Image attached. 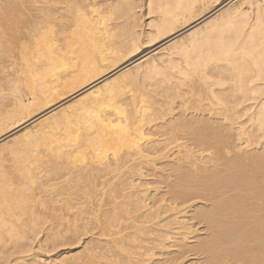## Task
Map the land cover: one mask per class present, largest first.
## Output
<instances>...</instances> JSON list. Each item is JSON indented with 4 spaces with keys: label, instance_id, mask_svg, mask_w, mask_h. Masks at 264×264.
Returning a JSON list of instances; mask_svg holds the SVG:
<instances>
[{
    "label": "bare ground",
    "instance_id": "1",
    "mask_svg": "<svg viewBox=\"0 0 264 264\" xmlns=\"http://www.w3.org/2000/svg\"><path fill=\"white\" fill-rule=\"evenodd\" d=\"M0 264H264V0H0Z\"/></svg>",
    "mask_w": 264,
    "mask_h": 264
},
{
    "label": "snow or ice",
    "instance_id": "2",
    "mask_svg": "<svg viewBox=\"0 0 264 264\" xmlns=\"http://www.w3.org/2000/svg\"><path fill=\"white\" fill-rule=\"evenodd\" d=\"M34 6L37 7V8L41 7V5H39V4H36ZM47 24L50 27V30H51L52 34L54 35L55 32L57 31L56 22L54 20H49V21H47Z\"/></svg>",
    "mask_w": 264,
    "mask_h": 264
},
{
    "label": "rangeland",
    "instance_id": "3",
    "mask_svg": "<svg viewBox=\"0 0 264 264\" xmlns=\"http://www.w3.org/2000/svg\"><path fill=\"white\" fill-rule=\"evenodd\" d=\"M19 29H20V28H19ZM22 30H23V29L21 28L19 32H21ZM15 35H17V34H15ZM191 261H195V259H194V260H193V259H191Z\"/></svg>",
    "mask_w": 264,
    "mask_h": 264
}]
</instances>
